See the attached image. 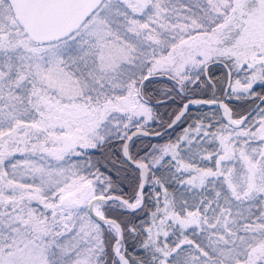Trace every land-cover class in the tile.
I'll list each match as a JSON object with an SVG mask.
<instances>
[{"label": "snow or ice", "instance_id": "1", "mask_svg": "<svg viewBox=\"0 0 264 264\" xmlns=\"http://www.w3.org/2000/svg\"><path fill=\"white\" fill-rule=\"evenodd\" d=\"M0 264H264V0H0Z\"/></svg>", "mask_w": 264, "mask_h": 264}]
</instances>
